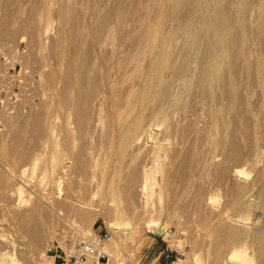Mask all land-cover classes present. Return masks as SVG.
<instances>
[{
  "label": "rangeland",
  "instance_id": "1",
  "mask_svg": "<svg viewBox=\"0 0 264 264\" xmlns=\"http://www.w3.org/2000/svg\"><path fill=\"white\" fill-rule=\"evenodd\" d=\"M70 1L72 3L70 20L73 18L76 22V26L70 24L67 27L72 44L85 45L91 41V37L89 36L85 40L81 29L91 24V17L88 14L91 0ZM104 1L100 0L98 2L97 7L99 10L102 8ZM223 2L226 3L227 0H223ZM59 3L60 0H52L51 3H48V0H0V31L3 28L11 27L15 23V27L19 33L15 41L6 45L2 42L0 43V264L52 263L53 259L48 256V251L56 247H65L73 237L68 239L63 238V232L67 230L66 232L70 233V230H73L71 220L76 223H84L88 235H93L97 231L111 232L103 217L85 222L83 220L85 211L78 208H70L71 212L68 210L69 215L67 214V208L59 210V213L50 208L40 209L43 214H37L39 221L37 231L41 234V238L38 241L41 249L35 255H32L29 251L28 243L34 240V231H27V228L31 224L28 221L20 219L26 210L41 212L35 207V193H30L26 184L37 179L39 175H45V160L50 155L49 141H47L48 136L46 134L42 136L43 138L44 136L46 137L44 140L42 138V142L40 139L41 147L39 148L40 151H38L39 149L31 148L33 137L31 131H28L23 136L21 142L17 141L16 135L23 124H32L29 114L33 111L43 110L49 103L50 96L54 91L52 86L46 81L45 76L56 68V61H54L52 54L55 36L61 28V19L58 14ZM112 3H114L113 7H115V10L119 11L121 17L124 18L125 22L134 32V34L129 33L127 35V43L136 44L139 39L141 40L139 20L143 15L147 14L150 8L156 7L154 0H112ZM40 18V21H46V26L39 36L34 34V30H36ZM173 26V23H170L165 28L156 29L153 38L150 40L156 51L159 49L163 51L168 50L167 41L172 35ZM197 31L193 32V35L189 34L188 30L186 32L181 31L174 41H172L171 54L174 58V65L165 70L164 74L166 76L163 74V82H166L168 79L171 80V77L173 78L176 67L181 64L184 41L189 39L190 35L191 38L196 36V33L198 36ZM199 31L201 32V28ZM199 34L201 35V33ZM195 44L190 49L192 55L185 64L186 70L180 71V74H178L172 84L170 99L161 101L158 106V111L160 112L154 119L153 134L148 136L144 140L145 142L143 141L142 143L144 151L138 152V150H134L141 146V144L136 145V147L135 145H129L126 148V142L122 140L121 135H118L119 133L116 134L117 137L113 135L107 137L110 135L108 134V130L110 129L106 130L108 125L99 127L103 133L106 131L105 136H107L105 139L103 138L104 134L101 131L99 133V128H97L88 142L91 144H89V147L92 149L96 147L93 149L96 158L103 159L100 155L104 151L103 157L105 155L107 158L108 155L106 153L109 152L108 144L115 141L117 144L114 145V149L119 146L120 151L117 149L118 151L114 152L109 161L118 166L122 165V168L126 163L124 173L126 175L137 166H146L147 169H150L146 189L148 193L146 196L149 198L148 208L150 210L148 209L144 214L140 211L143 205L142 200L140 201L141 206H138L139 211H137L138 213L142 212L139 215H145V217L143 216L144 218L140 219L141 215L134 218L120 213L111 214V218L117 220L119 223L118 229L113 230L115 231L113 233L114 242L121 244V253L115 252L114 247L111 245V254L126 264H219L214 262V254L218 243L222 241L221 229L227 225L228 221H234L232 222L234 225L243 227L250 234H255L264 226V192L263 190L260 192L264 188V179L262 176H259L264 171V146L260 148L255 147L248 138L250 132L243 134L242 132H238L240 130L236 131L233 128V122L230 123L232 121L230 118H226L225 121L227 120V123L224 122L222 124L220 119L223 118L224 114L222 115L219 112L221 114L218 113V116L217 113L213 112L211 100L208 99L209 96L204 94L202 89L194 83L196 82L195 78L198 77L200 72L199 59H201L204 52L202 40ZM191 58L193 59L192 61ZM221 68L226 69L227 67L221 66L219 68V75L224 76L227 73V69L223 71ZM240 73L247 82H251V78L244 69H241ZM161 87H164V83L162 82L161 85L159 84L154 87V94L153 92L151 93L153 100L148 102L149 104L144 111L145 114H148L149 110L150 112L152 111L151 105L153 106H151L152 109L155 108L159 97L156 92L162 91ZM218 89L220 90V87ZM186 90H189L188 92L191 90V92L185 94ZM192 92H195V94L191 97ZM186 95L188 99H185L184 96ZM256 96L258 97L255 94L253 100L257 99ZM187 100L189 101L187 102ZM169 101H171L170 106H168ZM172 106L173 112H170V115L165 118V112H167L169 107L172 108ZM214 114L215 119L214 117L211 118ZM138 116L139 112L135 117L137 118ZM56 119L60 121V118L57 116ZM208 121V125H211L210 128L207 125ZM47 122L48 118L46 119ZM220 124H222L221 127H219ZM230 124L232 125L230 126ZM171 125L175 129L178 127L176 131L172 129V132L175 131V133L181 126L179 129L180 134L179 132L176 135L174 133L175 137L173 139L171 138L173 136L170 130ZM223 125H225L224 128H222ZM212 126H214L216 144H213L212 140L209 141ZM73 128L74 134L77 135L75 124H72ZM208 129L210 130L208 131ZM233 130L236 133L237 142L234 145L233 155L235 156V153L241 148L243 150L251 149L252 154L242 156L240 159H237L235 156L233 160L227 159V161L225 158V147L219 143L220 146L218 141L228 139L229 134ZM220 131L223 133L220 134L224 136H219ZM167 132L169 135H166ZM97 133L103 135L100 137L101 141L100 139L99 141L97 140L99 138V134L97 135ZM208 134L209 137H207ZM178 135L184 136V139L178 138ZM163 137L164 139L168 138V140H164ZM221 137L224 139H221ZM178 139L179 141L181 139L184 140V143H180L183 144V151L173 158L175 156L173 153H179L181 151L179 149L182 148L176 149L178 142L174 144V141H178ZM94 140L95 142H93ZM105 140L108 141V144ZM117 140L119 141L117 142ZM121 141L124 142L121 143ZM76 142V149H78L81 146L80 141L77 140ZM104 142L107 144L104 145L107 149L102 147ZM45 143L46 146L43 147ZM57 143L58 148L61 149L62 139L60 136H58ZM97 143L102 144L99 145ZM158 143L159 146H157ZM162 144L165 148L164 146L161 147ZM216 145L219 147L216 148ZM238 145L241 147H238ZM97 146L100 150L97 149ZM170 146L174 149L171 150ZM155 147H158L157 149L159 150L155 149ZM220 147L224 148L222 149L223 151ZM161 148L164 150L163 153L167 149L169 153L167 151L165 153L168 155L161 153ZM32 149H35V152ZM150 149H152L151 152L153 149L154 151L157 150L158 157L160 155L157 158L159 159L157 164L151 162L154 151L151 153L149 152ZM170 150L172 155H174L173 157ZM174 150L178 151L173 152ZM29 151L30 153H28ZM146 151L148 154H143ZM31 152L34 153L32 156L42 153L43 158L41 157L36 164L33 162L26 165L24 168L28 172L26 171L27 174L21 175L19 168L27 162L26 156H31ZM150 153L152 156L149 155ZM73 158V163L77 164V156L74 155ZM39 163L43 166L37 165ZM220 167L223 168L221 176L218 175ZM237 170H242V172H237ZM30 173L33 178L30 176ZM75 176L76 172L72 170L71 177L62 183L64 192H67L71 188L68 184ZM122 177L123 173H121V177L119 175L115 176L118 180L121 178V181L123 180ZM8 179L12 180L15 185L6 184L5 182ZM97 179L98 177L95 176L94 183L97 182ZM243 184H246L248 187L246 191L235 189ZM81 186H85V184L82 183ZM16 187H21L20 200L10 197V194L15 191ZM93 187L95 186L93 185ZM107 189V186L97 187L91 189V191L82 189L81 193H79V198L83 201H89L93 198L95 203L96 201L102 204L107 202L106 204H110L111 207L122 204V199L116 194V191ZM15 194L18 195L17 193ZM202 200L203 203L208 202L209 206L207 204L203 205ZM205 205L208 207H204ZM150 219L155 220L151 226L152 230H149L147 226L150 225L148 223ZM247 242L243 243L247 248L246 256L249 259L247 261L250 264L256 263V260L253 258L255 248L250 240ZM226 259L223 264H229ZM221 260H223L222 256ZM233 264L242 263L236 262Z\"/></svg>",
  "mask_w": 264,
  "mask_h": 264
},
{
  "label": "bare ground",
  "instance_id": "2",
  "mask_svg": "<svg viewBox=\"0 0 264 264\" xmlns=\"http://www.w3.org/2000/svg\"><path fill=\"white\" fill-rule=\"evenodd\" d=\"M222 1L154 0L156 7L150 8L147 14L143 15L139 20L141 40L139 39L136 44H129L127 43V35L129 33L134 34V32L125 22L124 18L121 17L119 11L115 10L112 0H105L100 10L97 7L100 0H91L88 7L91 24L81 29L84 39L87 40L90 36L91 41L85 45H76L72 44L67 29L70 24L76 26L75 20L73 18L70 20L72 3L70 0H60L58 14L61 19V28L55 36L52 54L54 61H56V68L48 72L45 76L46 81L52 86L54 91L52 90L53 94L50 96L49 103H46L47 105L43 110L33 111L29 114L32 119V124H23L16 135L17 141L21 142L23 136L28 131H31L33 135L31 148L33 147L36 150L41 147L40 139L42 142V136L44 134L48 136L47 141H49L50 155L45 160V175H39L40 177L38 176L37 179L26 184L29 192H34L36 195V209L50 208L59 213V210H63V208H67V211L78 208L85 211L83 216L85 222L103 217L112 233L115 232L113 230L118 229L119 223L117 220L111 218V214L120 213L124 216L137 218L141 215L139 213L143 212L144 214L148 209L150 210L148 208L149 198L146 196L148 195L146 189L150 169H147L146 166H137L126 175L124 174L126 163L122 168V165L118 166L109 161V158L114 155V152L120 148L118 146L114 149V145L117 144L115 141L108 144V138H106L107 140L105 141L108 144L109 152H105L108 155L106 158L105 155L103 157V151V154L100 155L103 159L96 158L93 152V149L96 147L92 149L89 147L90 143L88 142L97 128L108 125L106 130L110 129L108 130V134L110 135H106L107 137L111 135L115 137L119 133L118 135H121L122 140L126 142V148L129 145H135L136 147V145L141 144V146L134 149L141 152L144 147L142 146L143 141L153 134V128L155 126L154 119L160 112L158 111L160 102L170 99L169 96L171 95L173 82L176 80L178 74H180V71L186 70L185 64L192 55L190 52V49L193 47L192 45L201 40L204 43V52L201 59H199L200 72L199 74L197 73L198 77L195 78L196 82L194 83L202 89L204 94L209 96L208 99L211 100L213 112L217 113V115L219 112L222 115L224 114L223 116L221 115L223 117L222 119L218 117L219 115L217 116L222 124L227 121H225L226 118H230L232 120L230 123L233 122V128L236 131L240 130L238 132H242L243 134L250 132L248 138L255 147L260 148L264 146V0H227L226 3H222ZM51 2L52 0H48V3ZM208 9H210L209 13ZM40 20L41 18L38 20L39 23L36 30H34V34L39 36L46 26V21L42 22ZM170 23H173L174 26L172 35L167 41L168 50L163 51L159 49L156 51L155 47L150 43V40L153 38L157 28H165ZM200 28L201 32L199 31ZM187 30L191 35L198 30V36L197 33V37L194 36L191 38L190 35V38L184 41L181 64L176 67L173 78L171 77V80L168 79L166 82H163L162 79L165 70L174 65V58L171 54L172 41H174L179 32H186ZM18 35L19 33L15 27V23H13L11 27L3 28L0 31V43L2 42L6 45L7 43L15 41ZM221 66L224 68L225 66L227 67V70L221 68L227 72L224 76L219 75V68ZM241 69L247 72L251 78V82H247L241 76ZM161 82L164 83V87H161L162 91L160 90V93L156 92L159 96L156 106L154 105L155 108L152 109L153 106L151 105V107L149 105L152 111L150 112L149 110V113L145 114L144 111L149 104L148 102L153 100L151 93L155 86L161 85ZM219 87L220 90L218 89ZM188 91L186 90L187 93L185 92V94L191 92V90L190 92ZM191 94L192 97L195 92ZM255 94L258 97L256 96L257 99L253 100ZM184 97L188 99L186 98L187 95ZM170 102L168 106H170ZM138 112L139 116L136 118L135 116ZM170 112H173V106L172 108L169 107L167 112H165V118L170 115ZM56 116L60 118V121L56 119ZM213 117L214 119L216 118L215 114L211 116V118ZM47 118L48 122L46 123ZM223 119L224 121L222 122ZM58 122H61L59 123L60 125ZM72 124H75L77 135L74 134ZM208 126L209 128L211 127V125ZM224 127L225 125L222 128ZM213 128L214 126L211 128L210 137L209 134L207 137H209V141L212 140L213 144H216ZM222 128L220 129L222 130ZM172 129L174 130L175 128H172L171 125V132ZM179 129L177 132L180 134ZM101 130L99 128V133ZM175 131L171 133V135L173 134L171 136L172 139L175 137ZM167 133L166 135H169ZM103 134V138L105 139L106 131ZM182 135H178V138L181 137L184 139ZM58 136L62 139L61 149L58 148ZM101 136L103 135L99 134V138L97 139L96 137V139L98 141L100 139L101 141ZM219 136L224 135L220 134ZM228 137L226 140L221 137V139H224L222 141L218 139L220 140L218 144L220 143L225 147L226 160H233L235 156L237 159H240L242 156L252 154L251 149L243 150L241 148L234 156V145L237 143L235 131L233 130ZM166 139L168 140V138ZM77 140L80 141L81 145L80 147L78 146V149H76ZM97 140L96 142H98ZM160 141L163 142L162 140ZM183 141L182 139L180 141L179 139L178 141H174V144L176 142L179 144H177L176 149L182 147L179 149L181 150L179 153H173L175 156L171 152L174 148L170 146L172 148L170 153L172 157L174 156L173 158L177 157L180 152L182 153L183 144L180 143H184ZM106 143L104 142L102 147L106 148L104 146L107 145ZM97 144L101 145L100 143ZM45 146L46 143L43 147ZM157 146H159V143ZM162 146L164 145L162 144ZM167 147L169 148V146ZM218 147L216 145V148ZM223 147H220L221 150L224 149ZM238 147L241 146L238 145ZM105 148L102 149L106 150L107 148ZM157 148L155 147V149ZM212 148L214 149V147ZM35 149H32V151L35 152ZM161 149V153H163L164 150L163 148ZM157 150L154 151L153 149V156L151 155L152 152L149 154L152 156L151 162L153 164H157L159 161L157 158L160 155L158 157ZM165 150L167 151V149ZM31 153V156H26L27 162L19 168L21 175L27 174V169L24 168L26 165L33 162L36 164L43 156L41 155L42 153H38L36 156H32L34 153ZM95 153L97 154L96 151ZM143 154H148V152L146 151ZM74 155L77 156V164L73 163ZM116 160L118 161V159ZM37 165H40V163ZM40 167L38 166V168ZM222 167L219 168V176L222 175ZM72 170L76 172V176L68 184L71 188L67 192H64L62 183L71 177ZM239 170L237 172H242L243 169L241 171ZM31 173L30 176L32 175ZM121 173H123V183L121 178L119 180L115 178L118 175L121 177ZM95 176L98 177L96 183H94ZM259 176H262L264 179V171ZM31 177L33 178V176ZM5 183L15 185L10 179ZM82 183L85 186H81ZM102 186H107L108 189L116 191V194L122 199V204L111 207L110 204H106L107 202L102 204L96 201L95 203L93 198L89 201H83L79 198V193H81L82 189L91 191V189ZM235 189L246 191L248 187L246 184H243ZM262 190L264 192V188L260 192ZM10 197L15 198V200L21 198V187H16L15 191L10 194ZM142 200L143 205L140 210L142 212L138 213V208L141 206L140 201ZM204 204L208 205V202ZM40 211L26 210L20 217L22 221H28L31 224L27 228V231H34L35 238L28 243L29 251L32 255H35L41 249L38 245L41 234L37 231L39 227L37 214H43L42 210ZM69 211L67 213L68 215L70 214ZM141 216L139 217L140 219L145 217V215H143L144 217ZM70 222L75 231L70 230V233H67L66 230L63 232V238L91 236L87 234V228H85L84 223H76L73 220ZM153 222L155 220L151 219L148 222L150 223V225H147L149 230H152L151 226ZM232 222L234 221H228L227 225L221 229L222 241L218 243V247L216 248L214 262L223 264L227 258L226 260L229 264L236 262L250 264L246 256L247 248L243 245L244 242L250 240L255 248L253 258L256 260V263L252 264H264V226L255 234H250L243 227L234 225ZM120 245L119 242L115 243L113 241L112 247H114L115 252L121 253ZM221 256L223 260H221ZM40 264H43V262Z\"/></svg>",
  "mask_w": 264,
  "mask_h": 264
},
{
  "label": "built area",
  "instance_id": "3",
  "mask_svg": "<svg viewBox=\"0 0 264 264\" xmlns=\"http://www.w3.org/2000/svg\"><path fill=\"white\" fill-rule=\"evenodd\" d=\"M113 241L114 235L109 231L74 236L65 247L48 251V256L53 259L50 264H126L111 254Z\"/></svg>",
  "mask_w": 264,
  "mask_h": 264
}]
</instances>
